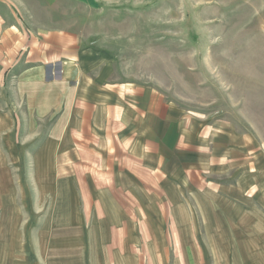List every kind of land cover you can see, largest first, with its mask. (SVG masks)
Wrapping results in <instances>:
<instances>
[{"label":"rangeland","instance_id":"374dc122","mask_svg":"<svg viewBox=\"0 0 264 264\" xmlns=\"http://www.w3.org/2000/svg\"><path fill=\"white\" fill-rule=\"evenodd\" d=\"M26 1L20 13L0 1L6 22L33 35L70 32L81 47L108 52L117 81L161 92L217 133L209 141L226 148L227 160L222 150L225 163L217 159L184 187L189 220L132 222L135 247L111 252L118 222L61 203L65 148L49 137L58 133L57 112L5 124L0 264H264V0Z\"/></svg>","mask_w":264,"mask_h":264},{"label":"crops","instance_id":"0c3cea01","mask_svg":"<svg viewBox=\"0 0 264 264\" xmlns=\"http://www.w3.org/2000/svg\"><path fill=\"white\" fill-rule=\"evenodd\" d=\"M10 2L28 11L26 0ZM4 18L0 10V109L12 112L0 110V133L23 117L57 112L58 133L49 137L65 148L61 203L118 222L108 234L111 252L135 247L132 222L189 220L184 187L202 181L217 159L225 163L222 150L227 160L226 148L209 141L217 133L198 128L155 88L117 81L113 56L81 47L73 33L33 35Z\"/></svg>","mask_w":264,"mask_h":264}]
</instances>
